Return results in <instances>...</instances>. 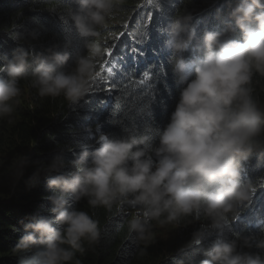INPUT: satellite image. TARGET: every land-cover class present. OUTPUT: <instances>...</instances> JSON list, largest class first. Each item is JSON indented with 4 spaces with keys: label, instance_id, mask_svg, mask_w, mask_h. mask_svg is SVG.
Here are the masks:
<instances>
[{
    "label": "clouds",
    "instance_id": "9594fccd",
    "mask_svg": "<svg viewBox=\"0 0 264 264\" xmlns=\"http://www.w3.org/2000/svg\"><path fill=\"white\" fill-rule=\"evenodd\" d=\"M125 2L75 0L70 20L86 54H77L71 66L69 53L55 47L33 55L17 46L10 58H2L0 119L11 122L22 95L21 81L39 98L62 97L71 105L82 100L103 57L102 30L121 22ZM207 12L198 18L203 20ZM224 17L223 25L219 15L210 31L196 36L192 13L184 9L163 30L157 32L151 24L149 29H124L115 42L113 38L116 50L138 71L172 53L169 63L182 85L175 108L163 128L155 127L154 139L100 135L91 150L81 145L73 152L69 171H63L62 151L41 163L33 176L56 173L46 181L51 192L47 211L53 219L41 216L23 225L25 234L11 249L17 264H81L76 254L100 241L98 222L75 207L82 200L90 208L127 204L137 209L127 222L134 244L154 242L153 222L178 226L187 217L202 216L208 224L192 234L189 246L213 230L217 239L201 251L207 258L200 264H264V238L227 235L228 215L258 193L241 174V165L264 149V104L254 87L255 78L264 77V2L227 0ZM12 39L26 42L23 32ZM125 44L134 51L125 54ZM256 210L254 225L264 226V203ZM252 241L261 252L238 250L251 249Z\"/></svg>",
    "mask_w": 264,
    "mask_h": 264
},
{
    "label": "trees",
    "instance_id": "16d2710c",
    "mask_svg": "<svg viewBox=\"0 0 264 264\" xmlns=\"http://www.w3.org/2000/svg\"><path fill=\"white\" fill-rule=\"evenodd\" d=\"M226 5L227 0H152L151 3L126 0L119 14L121 22L102 30L104 53L95 70L99 76L94 75L89 93L76 105L68 104L62 97L39 98L27 81L20 82L22 95L11 122L8 118L0 119V264H17L18 257L11 249L25 234L24 224L41 216L53 219L47 211L51 206L47 199L51 192L46 181L56 173L33 176L41 163H47L62 151L66 164L63 171H69L68 162L73 159V152H78L81 145L88 146L89 150L97 146L91 124L110 138L143 134L153 139L155 127L163 128L167 124L182 87L169 63L172 53L147 68L140 66L138 71L132 67V60H125L123 53L116 50L113 38L115 42L124 29H149L151 24L157 32L163 30L175 14L184 9L192 13L191 27L196 25L195 35L200 36L210 31L212 20L217 21L219 15L223 25ZM76 8L75 0H0V60L10 58L17 46L33 55L55 47L57 51L69 53L68 65L71 66L77 54H86L84 41L70 20L71 10ZM202 11H208L203 20L198 18ZM18 32L24 33L26 42L18 44L12 39ZM110 47L114 48L111 56L106 51ZM124 47L125 54L134 51L132 46L125 44ZM254 87L264 104V77H256ZM22 157L27 160L26 167ZM241 174L258 193L253 195L250 204L228 215L231 229L228 238L235 239L237 234L264 238V226L254 225L256 209L264 203V149L242 162ZM75 207L88 212L100 228L99 243L86 244L87 250L76 254L81 264H200L207 258L201 251L211 247L217 239L213 230L199 244L193 241L189 246L192 234L208 224L202 216H192L180 221L178 226L169 224L185 235L186 249H180L182 245L177 243L169 247L155 239L147 245L134 244L127 232L131 215L126 211L137 209L127 204L114 205L110 210L90 208L84 200ZM255 243L252 241L251 249L238 250L261 252Z\"/></svg>",
    "mask_w": 264,
    "mask_h": 264
},
{
    "label": "rangeland",
    "instance_id": "374dc122",
    "mask_svg": "<svg viewBox=\"0 0 264 264\" xmlns=\"http://www.w3.org/2000/svg\"><path fill=\"white\" fill-rule=\"evenodd\" d=\"M23 102V101H22ZM90 129L92 131V136L96 139H98V137L102 134H100L99 128L96 125L91 124ZM137 210L131 211V210H127L126 213L128 215H132L134 212H136ZM154 224V228H153V232H154V239L157 240L159 243H162L164 245H168L169 247L173 244V243H177V244H181L182 248L180 249H186L187 248V244H184L185 241V235L180 232V229H178V227L173 226V225H165L163 227L155 225Z\"/></svg>",
    "mask_w": 264,
    "mask_h": 264
},
{
    "label": "snow or ice",
    "instance_id": "6c2138e0",
    "mask_svg": "<svg viewBox=\"0 0 264 264\" xmlns=\"http://www.w3.org/2000/svg\"><path fill=\"white\" fill-rule=\"evenodd\" d=\"M149 2L151 3L152 2V0H149ZM150 19V18H149ZM123 35V33L121 34V36ZM107 53H108V55H113V53H114V48L113 47H110V48H108L107 50ZM133 55H135V53H133ZM108 71H109V73H111V69H108ZM96 75L97 76H99V73H96ZM148 79V77L146 76L145 77V80H147Z\"/></svg>",
    "mask_w": 264,
    "mask_h": 264
}]
</instances>
